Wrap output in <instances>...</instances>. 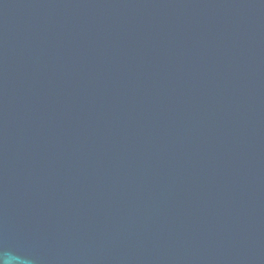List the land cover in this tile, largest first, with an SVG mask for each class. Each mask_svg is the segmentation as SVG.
<instances>
[{
  "label": "water",
  "instance_id": "obj_1",
  "mask_svg": "<svg viewBox=\"0 0 264 264\" xmlns=\"http://www.w3.org/2000/svg\"><path fill=\"white\" fill-rule=\"evenodd\" d=\"M0 264H264V0H0Z\"/></svg>",
  "mask_w": 264,
  "mask_h": 264
}]
</instances>
